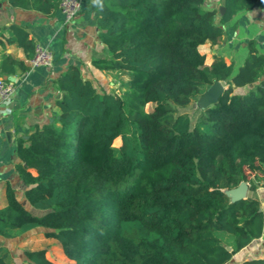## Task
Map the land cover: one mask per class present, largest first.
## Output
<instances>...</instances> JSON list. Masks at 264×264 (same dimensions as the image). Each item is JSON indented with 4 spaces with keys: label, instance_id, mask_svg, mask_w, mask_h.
<instances>
[{
    "label": "trees",
    "instance_id": "obj_1",
    "mask_svg": "<svg viewBox=\"0 0 264 264\" xmlns=\"http://www.w3.org/2000/svg\"><path fill=\"white\" fill-rule=\"evenodd\" d=\"M6 1L48 14L60 0ZM203 2L90 1L108 54L93 65L129 79L120 94L103 91L69 65L55 81L57 117L16 141L24 197L42 213L25 209L8 185L0 236L41 228L65 259L54 263L44 248L24 250L25 264H264V257L231 262L260 237L263 215L256 198L226 194L241 182L254 191L264 180L250 177L255 166L264 170V80H257L264 57L249 42L237 71L221 55L206 64L199 47L217 44L222 29ZM223 6L220 23L253 0ZM11 44L29 59L35 43L12 23L0 28V46ZM29 67L1 56V74ZM214 81L224 90L198 109L193 124L174 113L173 106L188 105ZM12 262L0 247V264Z\"/></svg>",
    "mask_w": 264,
    "mask_h": 264
},
{
    "label": "crops",
    "instance_id": "obj_2",
    "mask_svg": "<svg viewBox=\"0 0 264 264\" xmlns=\"http://www.w3.org/2000/svg\"><path fill=\"white\" fill-rule=\"evenodd\" d=\"M91 0H82L78 15L70 22L65 23L58 6L50 13H42L31 6L11 7L6 0H0V28L5 30L12 23L24 27L34 43L48 47L54 56L50 67H29L25 72L16 71L10 75L0 73V77L15 82L16 89L8 103H0V208L6 204L5 192L9 185L18 202L32 214H36L24 197L25 184L15 170L18 163L16 155V141L26 140L28 133L35 125L49 122L57 117L56 100L61 92L56 85V79L69 65H76L84 78L94 81L105 80L114 72H101L94 67L92 61L106 57L107 51L98 38V27L90 9ZM224 0H204L203 10H214V22L222 29V36L217 44L205 43L199 51L205 54L206 64L212 61V55H221L226 63H232L234 71L243 64L247 53L248 43L252 42L259 54L264 57V0H253V6L242 9L224 23H220V12ZM225 9V8H224ZM7 54L27 65L28 58L22 49L11 44L0 46L1 56ZM257 80H264V65ZM256 80V81H257ZM251 77L243 84H235L236 88L245 87L251 83ZM222 84V82H221ZM95 85V84H94ZM223 85V84H222ZM224 87V86H223ZM32 174H35L32 171ZM264 176V170L251 172L250 177ZM245 197H254L259 202L263 215V229L259 238L252 240L242 250L251 249L253 255L247 258L264 257V180L254 191L247 189ZM37 231V228L34 229ZM32 230L26 235L16 238L0 236V247H5L16 262L23 249L21 244L41 233ZM239 251V252H240ZM23 253V252H22ZM246 258V259H247ZM239 262V261H238ZM23 263V261H21ZM25 264V263H23Z\"/></svg>",
    "mask_w": 264,
    "mask_h": 264
},
{
    "label": "rangeland",
    "instance_id": "obj_3",
    "mask_svg": "<svg viewBox=\"0 0 264 264\" xmlns=\"http://www.w3.org/2000/svg\"><path fill=\"white\" fill-rule=\"evenodd\" d=\"M109 76L103 80V79H99L94 81L95 86L99 89V90H105V91H109V92H113L116 94H120L123 91V84L126 83L129 79L128 74H122L120 72H114V74H108ZM198 97L193 98L191 100V102L184 106V107H179V106H173V111L175 114L177 113H182L185 114L189 117L191 124H193L197 118L198 115V109L200 108L198 105ZM146 110L151 109V104H147L145 106ZM117 145L119 144V139ZM247 186V183H245ZM36 210V209H35ZM38 212H36L37 215H40L42 212L39 210H36ZM35 231V230H34ZM41 231V228H37V231H35L34 234L36 233H41L39 232ZM29 233H26V235H28ZM22 246H20L23 251L24 250H33V249H41L44 248L46 250L45 253V257L49 260L52 261L54 263H60V262H65V259L62 255V250L56 246V241L52 238H46L44 236V233L42 232V235H38L36 237H32V239H27L25 242H23L21 244ZM22 251V252H23ZM21 252V254H23ZM253 255V250L251 249H244L240 252H237L235 255H233L231 262H238L241 260L246 259L247 257H250ZM20 258H17L16 262H18V264H23L25 263V258L24 256L22 257V255L20 256ZM21 261H23V263H21Z\"/></svg>",
    "mask_w": 264,
    "mask_h": 264
},
{
    "label": "built area",
    "instance_id": "obj_4",
    "mask_svg": "<svg viewBox=\"0 0 264 264\" xmlns=\"http://www.w3.org/2000/svg\"><path fill=\"white\" fill-rule=\"evenodd\" d=\"M82 0H60L58 9L62 13L64 22H70L74 19L80 9ZM54 56L52 51L39 43H35L33 52L28 60L30 67H50ZM16 89L15 82L0 77V103H8Z\"/></svg>",
    "mask_w": 264,
    "mask_h": 264
},
{
    "label": "water",
    "instance_id": "obj_5",
    "mask_svg": "<svg viewBox=\"0 0 264 264\" xmlns=\"http://www.w3.org/2000/svg\"><path fill=\"white\" fill-rule=\"evenodd\" d=\"M220 12L224 11V7H220ZM224 87L220 81H214L198 98V105L204 108L217 101L220 94L223 92ZM247 186L245 182H241L236 188L226 191V194L232 199L245 197ZM229 250V248H227Z\"/></svg>",
    "mask_w": 264,
    "mask_h": 264
}]
</instances>
